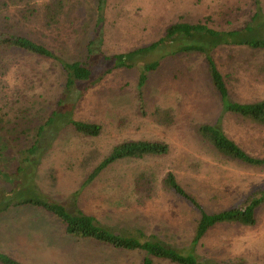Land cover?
Here are the masks:
<instances>
[{"label": "rangeland", "instance_id": "1", "mask_svg": "<svg viewBox=\"0 0 264 264\" xmlns=\"http://www.w3.org/2000/svg\"><path fill=\"white\" fill-rule=\"evenodd\" d=\"M51 1L15 0L16 5L7 1L9 6L0 13V30L8 34L15 26L12 29L21 30L64 60L83 56L82 46L97 20L94 0H63L59 22L48 26L43 14ZM260 1L264 12V0ZM256 9L254 0H107L103 51L113 55L150 45L177 21L197 24L208 17L210 28L231 31L245 24ZM260 34L264 36V29ZM247 37L255 38L256 33ZM185 44L164 42L137 59L133 68L115 69L85 93L72 118L101 126L99 137H81L67 128L50 143L48 154L30 165L35 167L32 175L28 168L30 173L24 172L19 181L0 180V198L5 196L2 189L13 192L0 204L4 207L0 258L20 264H143L141 252L114 251L69 239L56 216L40 207L16 206L21 200L64 203L70 211L76 207L119 234L154 238L181 250L190 247L196 214L163 188L168 172L210 213L229 209L264 187V168L226 159L198 135V126L219 120L230 140L250 156L264 159V127L224 112L203 56L189 53L167 59ZM213 58L233 102L264 100V49L220 46ZM156 61L160 66L146 73L140 95L137 82L142 67ZM3 64L0 116L6 130L0 133V167L8 172L20 160L17 149L12 150L17 145L9 132L12 124L16 119L47 120L62 89L61 72L53 60L12 51L4 55ZM142 104L144 116L139 113ZM158 109L169 110L171 123L155 120ZM28 112L31 115L26 116ZM133 140L164 142L168 154L117 161L85 185L114 145ZM142 173L154 184L151 198L134 191V180ZM196 254L218 264H264V204L256 212L255 226L218 224L200 241Z\"/></svg>", "mask_w": 264, "mask_h": 264}, {"label": "trees", "instance_id": "2", "mask_svg": "<svg viewBox=\"0 0 264 264\" xmlns=\"http://www.w3.org/2000/svg\"><path fill=\"white\" fill-rule=\"evenodd\" d=\"M17 4L15 0H0V13L3 7H8L6 2ZM20 2L24 0H19ZM96 22L91 32L88 43L82 46L83 56L76 59H62L52 50L44 45L36 42L30 36L26 35L19 29H12L8 34L0 30V74L5 69L4 55L12 51H18L30 56L50 59L56 62L60 69L61 75L59 79L60 88L62 89L60 96L55 102L53 109L49 112L47 120L44 122L36 120L16 119L12 124L9 132L13 142H16V154L19 155L15 170L5 172L0 167V180L19 181L22 174L26 171L30 173L28 168H34L38 158L43 159L48 154L50 143L65 132V129L73 130V133L85 138H96L102 133V127L95 123L75 121L72 118L76 106L85 93L100 83L107 75L115 69H130L136 66L137 59L147 55L156 46L164 42L167 43H186L180 50L174 54L168 55V58L177 57L189 53H197L203 56V61L207 68L208 76L211 80L213 88L220 98L224 112L236 115L244 120H248L254 124L264 127V100L240 104L230 99L229 91L225 84L224 78L220 73L213 52L220 46H245L251 49H264V36L259 35L264 29V12L261 1L254 0L257 7L253 16L237 29L231 31H221L210 28V19L207 17L205 21L197 24L177 21L167 26L163 31L162 37L150 45L135 49L128 53H117L107 55L103 51L104 46V19L103 15L107 7V0H94ZM64 4L63 0H52L45 6L43 18L48 26L59 22ZM256 33V37L248 39ZM164 38V39H163ZM161 61V60H160ZM160 61L147 64L142 67V72L137 82V90L142 93V88L147 82L148 75L146 73L155 72L160 66ZM2 92L0 91V97ZM139 97V96H138ZM141 108V106H139ZM171 112V111H170ZM139 113L144 116V104L139 109ZM5 115V114H4ZM31 115L29 112L26 116ZM155 120L158 123L167 125L171 123L169 110H156L154 113ZM6 116V115H5ZM61 119L62 121H59ZM54 129L53 127L55 123ZM6 123V122H5ZM6 130L4 119L0 116V133ZM52 130L54 134L48 132ZM197 133L202 140L209 143L211 147L222 157L241 163L245 166L264 168V159L250 156L234 141L230 140L219 122L215 124H204L197 128ZM169 146L159 141L133 140L124 141L114 145L109 152L103 157L99 164L93 169L88 177L89 184L94 177L103 170L115 164L117 161L124 159L143 160L148 156H164L168 154ZM37 164V163H36ZM32 178V177H31ZM153 182L147 174H140L134 180L135 193L144 198L153 196ZM165 190L172 192L176 197L186 202L196 214L194 235L187 249H178L174 245L170 246L166 243L156 242L154 238L148 241V238L138 239L134 236H125L118 232L100 225L96 218L85 214L82 210L74 207L70 211L66 204L55 201H45L40 199H26L16 203L18 207L28 206L35 208H43L44 211L56 216L62 224V230L69 239L77 242H88L99 246H103L114 251L121 252H141L144 254L143 264H152L153 258L166 260L172 264H218L216 261H208L201 259L196 254V249L200 241L207 233L218 224H236L240 226L252 227L256 225V212L259 207L264 204V187L259 188L247 196H245L238 204L221 212L210 213L198 202L194 195L188 193L177 181L172 172H168L162 181ZM4 192L2 199L13 194L12 191L2 189ZM4 207L0 206V211ZM151 239V238H150ZM2 264H20L8 258H0Z\"/></svg>", "mask_w": 264, "mask_h": 264}, {"label": "crops", "instance_id": "3", "mask_svg": "<svg viewBox=\"0 0 264 264\" xmlns=\"http://www.w3.org/2000/svg\"><path fill=\"white\" fill-rule=\"evenodd\" d=\"M63 239V238H62Z\"/></svg>", "mask_w": 264, "mask_h": 264}]
</instances>
